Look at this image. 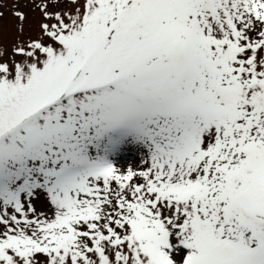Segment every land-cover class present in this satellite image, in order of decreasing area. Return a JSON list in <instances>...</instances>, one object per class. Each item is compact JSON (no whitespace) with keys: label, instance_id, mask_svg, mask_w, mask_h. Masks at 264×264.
Returning <instances> with one entry per match:
<instances>
[{"label":"snow or ice","instance_id":"6c2138e0","mask_svg":"<svg viewBox=\"0 0 264 264\" xmlns=\"http://www.w3.org/2000/svg\"><path fill=\"white\" fill-rule=\"evenodd\" d=\"M33 7L0 40V264H264V0Z\"/></svg>","mask_w":264,"mask_h":264},{"label":"rangeland","instance_id":"374dc122","mask_svg":"<svg viewBox=\"0 0 264 264\" xmlns=\"http://www.w3.org/2000/svg\"><path fill=\"white\" fill-rule=\"evenodd\" d=\"M38 0H0V40L11 50V46L18 40H26L29 37H35L39 34V24L43 19L39 8H34V3ZM19 5V10L27 14V20L23 25V32L19 31L20 22L14 16V11ZM138 158L134 153H125V158L121 160L120 166H136Z\"/></svg>","mask_w":264,"mask_h":264}]
</instances>
